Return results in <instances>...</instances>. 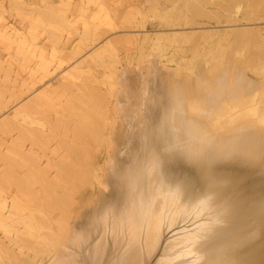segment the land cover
I'll use <instances>...</instances> for the list:
<instances>
[{"label": "rangeland", "instance_id": "374dc122", "mask_svg": "<svg viewBox=\"0 0 264 264\" xmlns=\"http://www.w3.org/2000/svg\"><path fill=\"white\" fill-rule=\"evenodd\" d=\"M60 3L0 0V29L12 25L26 39L35 37L48 60L65 61L39 81L30 75L38 61L33 50L21 52L17 43L0 40V192L8 205L15 196L30 202L19 217L35 216L31 233L23 225L9 234L0 228V264H58L61 197L68 205L66 223L77 224L75 233L89 231L110 198L120 205L145 128L159 125L174 84L188 92V114L194 117L205 115L202 95L211 97L220 79L231 88L237 79L257 88V98L234 114L249 121L264 112V0H83L88 11L78 20L91 21L104 10L94 40L83 38L81 21L59 28ZM51 14L56 16L49 20ZM81 66L85 77L62 90L68 84L64 75ZM19 111L29 116V125L3 131ZM212 122L208 126L217 131ZM84 140L88 155L79 160L73 149ZM61 165L88 178L59 190ZM184 168L173 162L168 174L187 180ZM258 182L248 187L253 194Z\"/></svg>", "mask_w": 264, "mask_h": 264}, {"label": "bare ground", "instance_id": "6f19581e", "mask_svg": "<svg viewBox=\"0 0 264 264\" xmlns=\"http://www.w3.org/2000/svg\"><path fill=\"white\" fill-rule=\"evenodd\" d=\"M60 2L64 9L59 11V28L81 21L83 38L94 40L104 10L100 8L91 21L87 17L78 20L88 11L83 0L73 9L76 0ZM195 11L204 14L200 8ZM0 40L17 43L21 52L33 50L32 57L38 61L30 75L39 81L64 66L63 58L48 60L39 53L35 37L26 39L12 25L1 26ZM106 53L97 54H102L99 61H104ZM86 73L81 66L65 74L68 84H62V90H72ZM217 82L216 89L209 91L211 97L202 95L207 104L200 110L206 113L197 117L188 114L186 89L174 84L159 125L145 128L140 155L124 180L120 205L113 206L110 198L89 231L75 233L76 223L69 227L65 220L68 205L59 198V241L63 247L58 264H264V128L260 126L264 125V112L249 121L234 114L237 107L257 98L255 85L243 79H237L232 88L221 79ZM28 120L29 116L19 111L3 131L27 126ZM209 121L219 125L217 131L208 126ZM86 147L84 140L73 149V155L82 160L88 155ZM173 162L185 165L187 180L168 174ZM60 171L59 190L64 192L66 185L84 183L88 178L84 171L66 165H61ZM256 181L261 182L253 194L248 187ZM105 197L107 203L110 194ZM22 201L15 196L8 205L0 192V228L8 234L18 231L19 225L29 233L34 229L33 214L18 216L22 205L31 207L29 201Z\"/></svg>", "mask_w": 264, "mask_h": 264}]
</instances>
